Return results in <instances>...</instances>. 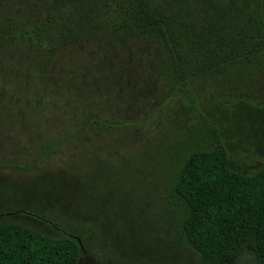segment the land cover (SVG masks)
I'll return each mask as SVG.
<instances>
[{"label":"rangeland","instance_id":"1","mask_svg":"<svg viewBox=\"0 0 264 264\" xmlns=\"http://www.w3.org/2000/svg\"><path fill=\"white\" fill-rule=\"evenodd\" d=\"M4 65L1 114L12 124L0 125V222L78 235L76 264H193L162 188L163 154L179 140L206 147V130L216 127L230 170L264 167L261 74L209 78L163 98L159 78L131 45L77 41L45 67L12 56ZM82 113L119 129L85 130L41 153V136L62 133Z\"/></svg>","mask_w":264,"mask_h":264},{"label":"trees","instance_id":"2","mask_svg":"<svg viewBox=\"0 0 264 264\" xmlns=\"http://www.w3.org/2000/svg\"><path fill=\"white\" fill-rule=\"evenodd\" d=\"M77 41L133 46L168 98L209 78L264 76V0H0V67L11 56L45 67ZM2 96L0 125L11 126ZM67 121L62 133L36 132L41 153L85 130L119 129L83 113ZM206 132V147L190 138L163 154L162 188L180 243L193 264H264V167L230 170L217 128ZM80 251L78 235L0 222V264H76Z\"/></svg>","mask_w":264,"mask_h":264}]
</instances>
